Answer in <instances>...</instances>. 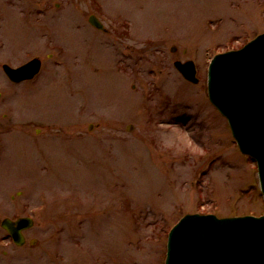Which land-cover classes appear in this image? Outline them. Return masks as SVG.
I'll return each instance as SVG.
<instances>
[{
	"label": "rangeland",
	"instance_id": "obj_1",
	"mask_svg": "<svg viewBox=\"0 0 264 264\" xmlns=\"http://www.w3.org/2000/svg\"><path fill=\"white\" fill-rule=\"evenodd\" d=\"M25 6L0 29V62L39 56L44 72L0 79V220L35 222L26 247L0 242V264H164L186 213H264L257 165L207 94L211 58L264 32V0ZM190 59L198 84L174 66Z\"/></svg>",
	"mask_w": 264,
	"mask_h": 264
},
{
	"label": "water",
	"instance_id": "obj_2",
	"mask_svg": "<svg viewBox=\"0 0 264 264\" xmlns=\"http://www.w3.org/2000/svg\"><path fill=\"white\" fill-rule=\"evenodd\" d=\"M90 21L100 27L95 17ZM176 65L185 77L195 80L192 62ZM38 68L35 60L8 73L22 80ZM209 96L227 117L242 152L257 161L264 196V34L241 50L212 60ZM33 223L23 218L4 225L20 231ZM166 264H264V215L219 218L187 214L169 233Z\"/></svg>",
	"mask_w": 264,
	"mask_h": 264
},
{
	"label": "flooded vegetation",
	"instance_id": "obj_3",
	"mask_svg": "<svg viewBox=\"0 0 264 264\" xmlns=\"http://www.w3.org/2000/svg\"><path fill=\"white\" fill-rule=\"evenodd\" d=\"M25 3H26V0H0V29L4 28L7 26V22H8V12H10L11 8H17L19 10V12L21 13H25L27 12V10H25ZM103 32L105 33H110V30L108 28H105L104 30H102ZM120 35H123L122 33ZM5 45L6 43H4L2 40H0V60H1V57L3 56V52L5 50ZM25 62H22V63H18V64H9L8 62H0V69L2 71V74L0 76V79H1V82H4L5 83V86H14V85H19V84H22L24 82H20V83H15L14 81H12L6 74V72L4 71V65L6 64H9L11 65L12 67H19L21 65H23ZM5 95V92L3 90H0V100L4 97ZM6 217L2 218L0 220V242L3 243V242H7L9 244H11L12 246H14V241L10 235V233L4 229L2 227V222H3V219H6L8 218L7 215H5ZM25 235V234H24ZM27 245V236L25 235V243L23 244V246H17L15 244V246L17 248H24L26 247ZM0 247L2 248H5L6 246L5 245H0ZM3 256L7 257L8 254H9V251L8 250H3Z\"/></svg>",
	"mask_w": 264,
	"mask_h": 264
}]
</instances>
